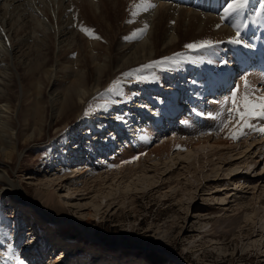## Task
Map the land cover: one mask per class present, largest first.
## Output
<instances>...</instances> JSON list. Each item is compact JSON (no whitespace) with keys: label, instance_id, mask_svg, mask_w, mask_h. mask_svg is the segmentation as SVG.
<instances>
[{"label":"bare ground","instance_id":"6f19581e","mask_svg":"<svg viewBox=\"0 0 264 264\" xmlns=\"http://www.w3.org/2000/svg\"><path fill=\"white\" fill-rule=\"evenodd\" d=\"M140 2L141 0H0V185L3 186L2 192H12L19 200H23L20 189L11 180L12 174L16 171L14 163L21 155V146L29 147L31 144L44 142L45 137H50V129H55L56 125L68 126L70 119L67 117L85 110L87 102L102 89L107 88L115 78L122 79L123 73L157 59L172 57L171 55L177 53L186 54L189 51L184 46L188 43L209 39L216 42L215 47H220L222 42L224 50L219 49L220 60L227 51V44L224 42L235 38L238 29L243 41L251 47L247 48L244 62L239 63L237 68L240 72L253 68V73H248L253 75L252 78L247 79L250 86L257 85L256 75L259 76L262 83L258 72L261 71V67L258 65L257 59L261 57L264 60V42L262 40L264 24H261V20L256 22L255 19V7L262 0H249V3L239 12L228 15L224 20L221 19V16L224 15L223 9L234 0H145L146 3L155 4V7L147 11L138 9V14L133 17L130 5L140 4ZM217 24L221 26L217 28ZM145 25H147L146 30ZM80 26L92 29V33L85 35L80 31ZM247 32L253 38L251 41L247 38ZM256 39H260V41L256 42ZM232 46L231 44L230 49ZM253 48L258 54L254 60H252ZM209 53L212 52L209 50ZM216 53L213 52L217 56ZM201 54V58L206 60V53ZM181 57L179 62L176 60V62L172 61L164 65L163 71L154 69L145 73L149 79L142 82L144 87L137 86L138 91L147 93L146 99L150 97V91L165 94L166 90H161L164 86L166 89L169 86L166 100V97L162 96L163 99L158 101L153 93L154 98H151V102L154 100L157 105L152 102L150 107L145 98H140V95L137 94L138 91H133L134 82L131 84L133 86H125L121 82L123 86H121L119 97L124 98L121 105L113 107L110 103L103 108L100 105L98 111L102 110L103 113L93 114L96 115L94 123L90 122L88 118L89 120L79 121L73 130L67 132V136L64 131L68 140L72 138L74 140L79 134V141L82 143L81 145L75 143L73 146V142V148L68 143L66 144V139H63V144L72 147L73 150L69 148L66 154V151L64 152L65 155L58 153L57 159H60L66 167L75 164L72 168H76L74 172L77 174L85 169L84 164L88 166L89 157H93L92 155L99 151H103L104 161L111 158L113 165L120 164L119 168L121 169L127 165V163H123L125 161H136L139 165V161L147 156H153L160 160L162 157L171 156L172 150L179 153V150L184 149L187 153L192 149L198 152L197 149L202 151L207 148V151L198 153L193 163L185 166L188 171L189 169L196 171L198 168L195 165L199 164L201 159L210 162L209 158L216 156L218 160L224 151L234 153H231L230 156L232 160L245 157L253 149L257 151L262 145L261 141H264V137L249 135L247 138L242 137L236 141L225 139L233 127L231 123L229 126H225L223 131L217 130L211 135H202L203 130L205 131L203 126L206 121L199 123V130H195V127L191 126L195 131L188 132L189 130H182L179 126L182 124L186 126L187 117L183 116L172 130L170 127L174 126V124H170L172 116L179 115V112L183 111L181 107L187 106L188 100L193 101L190 99L192 98L191 90L199 88L196 87L198 83L191 85L190 82L191 80L195 82V77L197 76L198 79L200 76V71H196L194 68L200 69L201 67H196V63H193L196 60L188 62L189 59ZM233 57L237 59V54L230 55L231 59ZM207 59L212 61L210 57ZM217 59L214 58V61ZM212 64V62H208V68L207 66V69L204 68L209 71ZM231 68L226 72V74L228 73L226 78L221 79L217 76L219 80L218 78L214 79L213 85L216 89L225 88L231 84L233 70ZM202 70L204 71V69ZM206 70V73L210 72ZM261 73L264 75V72ZM217 74L220 75V72ZM193 76L194 78H192ZM188 81L189 83L186 85ZM237 84L240 85L239 93L242 94L245 91L243 81ZM183 87L188 89L183 90ZM260 87L264 89V84L262 83ZM180 91L183 92L180 93ZM136 95L140 102H136ZM177 96H184V103L180 100V105H177L175 103ZM132 104L135 110L131 106L132 110L129 112L128 120L125 119L127 120L125 125L122 124L123 127L119 128L117 123H120L116 120L120 117L123 118L119 113L129 110ZM139 104L144 106L139 107ZM140 109H143L141 115L137 114ZM148 115L154 117V124L161 123L162 127L158 129L154 124L149 127L150 123L148 126H144L145 117ZM181 122L182 124H179ZM102 123L105 128L103 125V127L101 126ZM207 124L208 131L210 122L207 121ZM92 126L93 128H91ZM96 126L100 127L95 129ZM89 128L95 132L91 134ZM167 129H170L168 135H163ZM59 130H55V132L58 133ZM136 132L138 134H135ZM133 136L136 140H140L138 143L140 147L137 150L127 142V139L129 141ZM155 136L158 137L159 143L155 142L153 148L147 149L151 141L155 140ZM249 139H252L251 143L254 147L251 146ZM107 140L114 143L112 149L115 146L118 147V152L111 154L109 150L108 152L104 150V145L109 143H106ZM86 141H90L89 144L93 143L92 147H95V151L92 149L94 154L92 152V155L90 153L88 157H84L83 152V142ZM122 141H126V143L122 145ZM238 141L243 142L238 144ZM238 145L241 146V149L236 148ZM88 148L86 151H89ZM263 154H260V157ZM137 156L139 159L133 160ZM53 163L56 162H49V166H53ZM166 168V170H170V166ZM148 171L143 164L140 172L144 176ZM7 223L4 221L0 228L1 244L2 242L6 243L9 239L13 241V230L16 231V226H11L13 223L10 224L11 230H7L10 228L7 227ZM17 227L20 228V226ZM32 233L29 234L32 239L30 242L28 240L23 242V245H20L21 247L14 253L12 250L11 258L16 263H11L12 261L5 263L3 260L4 262L1 261L0 264H18L16 253H22V255L26 253L23 255L24 261H18L19 264H38L36 257H41L47 250L50 254L54 251L42 246H32L30 243L40 242L36 233L33 231ZM1 244L0 251L4 249ZM42 249L45 250L40 251Z\"/></svg>","mask_w":264,"mask_h":264},{"label":"rangeland","instance_id":"374dc122","mask_svg":"<svg viewBox=\"0 0 264 264\" xmlns=\"http://www.w3.org/2000/svg\"><path fill=\"white\" fill-rule=\"evenodd\" d=\"M259 9V14L264 17V7ZM258 20H261L259 16ZM261 21L263 25L264 19ZM262 40L264 42V38ZM218 47L210 49L212 53H209V50L189 51L181 56L189 59L188 62L196 60L193 63L200 67L206 64L208 68L210 64L207 63L212 62L213 66L210 68L214 70L221 56L219 49L223 51ZM213 52H217V56ZM201 53H206V60L201 58ZM181 56L176 57L177 62L181 60ZM244 56L245 54L237 55V64L244 62ZM208 57L212 58V61H208ZM214 58H218L217 61H214ZM230 67L231 65L220 72L221 79L226 78ZM205 68L200 69L205 71ZM196 77L195 82H190L191 85H200V76L198 79ZM135 81L121 79L125 86L134 85L133 91L144 87V83ZM188 83L189 81L186 85ZM107 88L87 102L90 103L85 105V109L91 106L89 110L92 113L87 118L83 109L79 114L67 117L70 119L68 126L56 125L55 129H50V137H45L44 142L31 144L29 147L21 146V155L14 163L16 171L11 180L20 189L23 200H19L12 192H2L3 186L0 185V228L4 221L8 222L9 231L11 226H16V231L13 230V241L8 237L9 241L0 243L4 248L0 251V262L16 263L11 258L12 250L14 253L23 242H30L32 239L29 234L33 231L40 242L30 243L32 246L54 250L51 254L47 250L41 257H36L38 264H264V141H261L263 146L260 145L257 151L253 149L249 151L250 154L238 160H232L230 156L233 152L226 151L218 160L216 156L209 158L210 162L201 159L199 164L195 165L198 168L196 171H188L185 166L193 163L198 153L207 151V148L202 151L197 149L198 152L192 149L187 153L184 149L179 150V153L172 150L173 154L167 158L162 157L161 161L147 156L139 161L140 166L133 161L120 169V164L113 167L111 158L104 161L103 151L94 154L93 143L86 141L83 142L84 157H88L90 153L92 155V152L94 155L87 160L88 166L84 164L85 169L77 174L74 172L76 168H72L75 164L66 167L57 159L59 154L65 155L69 148L73 150L75 143L81 145L79 134L74 140L66 138L67 132L73 130L79 121L89 118L88 120L94 123L96 115L93 114L103 113L102 110L98 111V106L105 103H111L113 107L121 105L123 97L101 96ZM167 89L165 86L162 90L158 89L166 90L165 94L153 91L154 96L164 95L166 100L169 91ZM149 93L151 95L147 99V93H137L140 98H145L148 106L151 105V98H154L152 91ZM160 96L158 101L163 99ZM136 102H140L138 97ZM131 106L133 107V104L129 110L119 113L123 117L116 120L120 123H117L119 128L128 120ZM140 106L144 105L139 104ZM140 111L137 114L141 115ZM153 119L154 117L152 122ZM200 122L203 120L200 119ZM149 123L146 121L144 126ZM102 125L104 126L103 123ZM188 126L191 128V125H186L184 130H189ZM207 126L206 121L203 128L207 130ZM99 127L96 126L95 129ZM170 127L173 130L175 125ZM91 128L88 130L92 134L95 131ZM58 129L61 131L55 132ZM170 129L163 135H168ZM155 137L147 149L153 148L158 142V137ZM63 139H66L69 146L74 142L73 148L63 144ZM252 139L248 141L254 147ZM139 141L135 136L129 141L127 139L135 150L140 147ZM241 142L243 141H238V144ZM106 143V152H118L117 146L112 149L114 143L110 140ZM124 143L126 141H122V145ZM240 145L236 148L241 149ZM87 148L89 151H86ZM260 154L263 156L260 157ZM49 162L56 163L50 167ZM162 162L163 164H160ZM143 164L146 171L149 170L144 176L140 172ZM167 166H170V170H166ZM28 229L30 230L27 231ZM23 255L16 253L18 264V261H24Z\"/></svg>","mask_w":264,"mask_h":264},{"label":"snow or ice","instance_id":"6c2138e0","mask_svg":"<svg viewBox=\"0 0 264 264\" xmlns=\"http://www.w3.org/2000/svg\"><path fill=\"white\" fill-rule=\"evenodd\" d=\"M249 0H234L233 3L227 4L223 9L224 15L221 19L224 20L228 15L232 13L239 12ZM155 4L146 3L145 0H141L140 4L133 3L130 5L131 15L135 17L138 12L137 10L147 11L150 8H154ZM259 15V12H258ZM74 27L76 25H73ZM221 25L217 24L216 27L219 28ZM235 27V25H233ZM147 25H145V30ZM80 31L85 35H90L92 29L80 26ZM135 33L133 36L135 37ZM99 39V37H97ZM7 40V37H5ZM232 45H241L250 48L251 45L243 41L240 31L237 29L235 33V38L228 41ZM216 45V42L203 39L197 42L188 43L184 47L188 51H200V50H210ZM182 54L177 53L172 57H164L161 60H155L146 64H143L137 68H134L128 72L122 74V79L136 80L137 82H144L149 79L145 73L151 72L154 69L164 70V65L169 62L175 61L177 56ZM222 64H228V61L221 62ZM239 79L243 80V87L245 91L241 94L239 93L240 85L232 82V87L229 88L228 94L222 98V106L220 108V115H224V108L227 107V120L221 119L220 123L216 126L217 130H223L226 124L231 123L233 127L230 129L229 133L225 136V139H230L236 141L240 138H247L249 135H257L264 137V89L253 88L248 84L247 78L241 75ZM121 92V79L114 80L110 86L101 94L103 98H107L109 95L119 96ZM220 103V102H217ZM91 106H89L90 108ZM101 108L106 107L101 105ZM89 108L84 110V116L87 117L91 115ZM195 114L200 116H210L209 112L206 111H195ZM212 119H218L219 117H211ZM212 132H205L202 135H211ZM139 159V156L134 157L133 160ZM132 161H125L123 163H130ZM118 167V166H113Z\"/></svg>","mask_w":264,"mask_h":264}]
</instances>
